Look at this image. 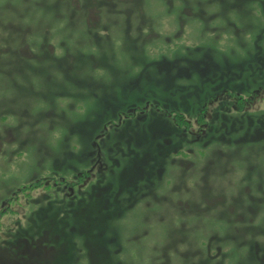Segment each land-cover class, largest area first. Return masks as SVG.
I'll use <instances>...</instances> for the list:
<instances>
[{"label":"rangeland","instance_id":"rangeland-1","mask_svg":"<svg viewBox=\"0 0 264 264\" xmlns=\"http://www.w3.org/2000/svg\"><path fill=\"white\" fill-rule=\"evenodd\" d=\"M0 264H264V0H0Z\"/></svg>","mask_w":264,"mask_h":264}]
</instances>
